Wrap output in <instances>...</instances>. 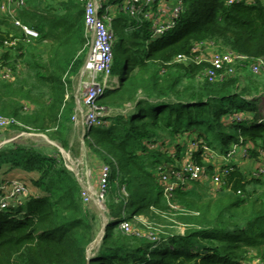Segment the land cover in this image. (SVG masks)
Returning a JSON list of instances; mask_svg holds the SVG:
<instances>
[{
  "label": "trees",
  "instance_id": "trees-1",
  "mask_svg": "<svg viewBox=\"0 0 264 264\" xmlns=\"http://www.w3.org/2000/svg\"><path fill=\"white\" fill-rule=\"evenodd\" d=\"M26 2L19 18L38 37L27 35L0 9V62L13 72L11 80L0 78V114L22 124L11 126L14 131L43 133L79 156L72 119L76 97L66 94L90 49L85 5ZM183 7L175 26L156 37L149 20L121 9L114 14L116 34L120 24L124 28L123 58L114 57L112 70L120 82L99 100L110 112L108 124L84 139L101 163L112 167L116 160L110 185L119 190L106 204L107 215L115 217L128 203L124 217L108 222L88 255L102 219L84 206L82 184L58 147L8 142L0 148V173L21 170L31 175L32 186L24 181L29 188L24 203L0 209V264H264V173L233 163L217 191L208 181H193L168 200L155 172L159 162L171 160L172 147L181 157L192 142L199 146L194 158L210 172L204 146L227 152L240 136L250 162L264 164V73L250 68L264 58V0H183ZM211 42L247 59L216 81L202 78L208 62L176 61L195 45ZM139 216L150 228L141 222L137 227L154 232L156 240L119 229L123 219L135 223Z\"/></svg>",
  "mask_w": 264,
  "mask_h": 264
},
{
  "label": "built area",
  "instance_id": "built-area-1",
  "mask_svg": "<svg viewBox=\"0 0 264 264\" xmlns=\"http://www.w3.org/2000/svg\"><path fill=\"white\" fill-rule=\"evenodd\" d=\"M85 5V26L86 32L90 35V49L84 65L78 76L79 81V101H76L75 114L72 119L77 126H81L83 133H89L92 129L104 127L108 124L107 117L109 111L100 106V97L108 89H114L119 85V76L113 75L114 65V44L117 34L113 28V15L111 6L106 3L107 0H80ZM165 2V0H163ZM234 1L228 0L231 4ZM247 3L254 0H245ZM159 0H125L121 10L129 13L139 21L144 19L151 21V30L153 36H160L167 30L175 26L177 18L184 11L183 0L174 8V12L169 20H162L160 12H163V6L159 4V11L154 7ZM27 6L26 0H5L1 5V11L17 26L21 27L27 35L38 37V32L24 24L19 18V11ZM15 42H12L14 44ZM211 43H199L193 47L189 55L179 54L177 62H195L197 64L203 61L210 65L205 68L202 74L203 79L216 81L223 79L235 72V63L247 59L246 55L234 51L217 52L208 56L205 48L214 46ZM1 52V49H0ZM253 73H264V58H257L250 63ZM13 72L8 65L0 62V78L11 80ZM70 97L67 92L66 98ZM236 119L240 120L239 116ZM13 125L22 126V124L13 117L0 114V131L6 130ZM243 138L240 136L238 142H234L227 152H219L208 146H204L202 157L204 163L211 164L213 168L208 171V166L198 162L193 152L198 150V143L192 142L188 149L181 157H178L176 150L172 147L169 155L171 160H162L155 168V172L164 189V195L171 199L173 191L177 188H184L193 181H208L213 191H217L225 185V179L228 172L232 169V164L238 160H248L249 154ZM154 147V146H153ZM239 164V163H237ZM240 166V165H239ZM264 173V164L261 162L253 170V174L259 175ZM112 167L108 163H102L98 174L97 188L94 193L95 201L106 206V196L110 188ZM250 177V176H249ZM29 188L23 180L10 179L0 181V209H10L14 206L21 205L28 196ZM121 193L128 196L125 186H122ZM83 201L87 203L91 200V191L83 189ZM172 205V204H171ZM177 208V206L172 205ZM107 208V207H105ZM107 210V209H106ZM136 219L143 225L150 228V223L144 216ZM109 221H116L115 217H108ZM119 229L126 234H135L146 236L151 240H156L157 235L152 231H142L134 225L133 222L123 219L119 223ZM181 232L184 227L180 226Z\"/></svg>",
  "mask_w": 264,
  "mask_h": 264
},
{
  "label": "rangeland",
  "instance_id": "rangeland-1",
  "mask_svg": "<svg viewBox=\"0 0 264 264\" xmlns=\"http://www.w3.org/2000/svg\"><path fill=\"white\" fill-rule=\"evenodd\" d=\"M163 5L164 1L163 0H159V3L157 6H155V11H159L160 7L159 4ZM109 3V2H108ZM171 3V2H170ZM119 1L115 2V7L117 5H119ZM177 5V4H176ZM175 4L172 5V7H174ZM176 7V6H175ZM123 25L120 24L117 30V38L114 44V57L117 58L119 56H121L123 58V46H122V38H123ZM206 54H208V56H211V54H215L217 52H225V51H231V50H225V51H219L217 46H210V47H206ZM237 71V68H236ZM235 73V72H234ZM123 74V71H122ZM79 81L78 78H76V81L74 82L73 88L72 90H70V94L74 93L75 95V99L76 101H79ZM264 105V101L261 102L260 106L262 107ZM263 113H264V109H263ZM76 130H77V135L80 141V154L79 156H75L71 151L63 148L62 146H60L57 142L52 141L48 138V136H46L43 133H38V132H34V131H21V132H16L13 129L8 128L6 130L0 131V148L8 143H17V144H27L30 146H36V147H40V146H57L59 151L62 154V157L65 160L66 165L73 170L76 175L78 176L81 184H82V188L86 189V190H90L91 191V200L87 203H84V206H90L95 208L101 219H102V225L103 222L105 220V216L102 214L103 211H106V216L109 217L107 215L108 213V208L101 205L100 203H98L97 201H95V195L93 193V191H96L97 188V183H98V174H99V169H100V165H101V161L93 154V151L91 150V148L85 143V137L83 135V130L81 128V126H77L75 125ZM184 150V149H183ZM170 151V150H169ZM185 152V150H184ZM116 158H119V154L116 155ZM114 160V159H113ZM236 163H239V165L241 167H243L244 169H251V167H253V169H255L257 167V164L250 162V160H238L236 161ZM255 164V165H254ZM253 165V166H252ZM115 167L116 169H118V164L116 162V160L113 161L112 164V168ZM12 171V170H11ZM9 171V175L10 172ZM12 179H20L23 180L25 182H28L30 184V177L31 175L22 172L21 170L18 169H14V171H12ZM211 172V171H210ZM7 176V175H5ZM9 178V177H8ZM30 186H32L30 184ZM118 190L119 188H115L113 189L110 185V188L108 190L107 196H106V204L110 205L114 200H116V197L118 195ZM128 206V203L125 204V206L122 207V209L117 213L116 212V220L117 219H121L122 217H124L125 214V209ZM107 209V210H106ZM138 219H136V222L134 223L135 226H137L138 224ZM94 249V247L88 246V250L87 253L91 254V252H93L92 250Z\"/></svg>",
  "mask_w": 264,
  "mask_h": 264
},
{
  "label": "crops",
  "instance_id": "crops-1",
  "mask_svg": "<svg viewBox=\"0 0 264 264\" xmlns=\"http://www.w3.org/2000/svg\"><path fill=\"white\" fill-rule=\"evenodd\" d=\"M124 2H125V0H122V2H121V4H120V6L119 5H117L116 7H115V5H111V8H112V10L110 11L111 12V14L113 15V17H114V14H115V12L116 11H118L119 9H121V7L124 5ZM171 2V3H170ZM180 3V0H165V2H164V4L162 5V4H160V5H162L163 7V12H160V15H161V19L162 20H169L170 18H171V16H172V13L174 12V8H175V6H176V4H179ZM173 4H175V6L174 7H172V5ZM158 4H156L155 6H157ZM154 10H155V7H154ZM150 21V20H149ZM151 22V21H150ZM113 23H114V19H113ZM102 164V163H101ZM101 166V165H100ZM4 171H6V170H4ZM1 172L0 173V180H3V179H6V178H10V177H12L11 175H12V171H14V170H12L11 172H10V175H9V171H7V172ZM5 175H7V176H5ZM8 178V179H9ZM12 179V178H11Z\"/></svg>",
  "mask_w": 264,
  "mask_h": 264
},
{
  "label": "water",
  "instance_id": "water-1",
  "mask_svg": "<svg viewBox=\"0 0 264 264\" xmlns=\"http://www.w3.org/2000/svg\"><path fill=\"white\" fill-rule=\"evenodd\" d=\"M83 135H85V134L83 133ZM102 211H103L102 214L105 216V220L103 222L101 231L99 232L98 236L93 241V243L91 244L92 247H95V246H98L99 245V243L101 242L102 237H103V235L105 233L106 227L108 226V217L106 216V211H104V210H102Z\"/></svg>",
  "mask_w": 264,
  "mask_h": 264
}]
</instances>
